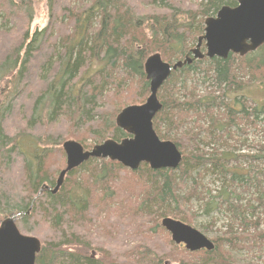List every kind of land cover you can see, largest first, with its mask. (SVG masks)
<instances>
[{"label":"trees","instance_id":"obj_1","mask_svg":"<svg viewBox=\"0 0 264 264\" xmlns=\"http://www.w3.org/2000/svg\"><path fill=\"white\" fill-rule=\"evenodd\" d=\"M46 1L48 23L38 31L31 30L33 0H0V222L13 217L20 233L39 240L35 264H239L232 251L244 248L241 241L264 242V232L257 231V213L264 215V172L254 178L232 165L259 159L263 168H255L264 171L263 145L258 155L236 154L245 143L241 133L255 130L264 114L249 88L252 79L264 81V44L242 57L194 59L163 82L152 124L161 140L181 152L177 168L152 170L143 163L132 171L90 158L52 193L63 169L54 164L55 152L64 153L62 135L72 132L67 138L81 140L86 134L96 140L93 146L128 137L115 117L148 97L146 58L159 53L169 64L183 60L203 34L204 20L237 0H200L189 8L186 0ZM194 76L208 83L202 93ZM205 174L221 181L217 196L203 185ZM236 186L254 191L243 203L234 202ZM117 193L126 195L121 204H129V211L111 225L110 209L99 208L95 225L93 197L107 201ZM195 200L206 212L223 206L230 214L226 229L211 239V251L176 245L160 225L164 217L191 224ZM107 221L109 235L131 237L133 246L121 257L100 250L95 258L86 234L102 235ZM131 223L137 227L133 235Z\"/></svg>","mask_w":264,"mask_h":264},{"label":"water","instance_id":"obj_2","mask_svg":"<svg viewBox=\"0 0 264 264\" xmlns=\"http://www.w3.org/2000/svg\"><path fill=\"white\" fill-rule=\"evenodd\" d=\"M204 45L205 52L201 51ZM264 44V0H237L234 7L223 6L215 16L204 20V32L194 48L183 60L169 64L159 53L146 58L143 69L149 84V95L140 105L124 107L115 117V125L128 137L115 141L104 140L90 150L75 140L62 143L65 167L59 172L52 193H56L65 175L90 158L108 159L132 171L141 164L152 170L175 169L182 154L169 140H161L153 129L152 120L161 109L157 93L171 72L190 64L194 59H226L229 54L244 56ZM161 226L176 245L182 244L190 252L211 251L214 243L195 228L171 217H164ZM40 242L36 237L18 230L14 218L0 222V264H35Z\"/></svg>","mask_w":264,"mask_h":264},{"label":"rangeland","instance_id":"obj_3","mask_svg":"<svg viewBox=\"0 0 264 264\" xmlns=\"http://www.w3.org/2000/svg\"><path fill=\"white\" fill-rule=\"evenodd\" d=\"M200 2V0H186L185 2V7L189 8V7H193V6H197V4ZM33 18H32V22H31V30H41L43 29L47 23H48V19H49V11H48V5H47V1L46 0H33ZM204 26V24H203ZM0 27H4L1 22H0ZM198 39V38H197ZM196 45V44H195ZM195 47V46H194ZM191 47V48H194ZM201 51L204 52V49L201 48ZM94 70V69H93ZM198 74L200 75L201 73L198 72ZM197 76H194V79H196ZM200 80V79H199ZM199 80H195L196 81V85H197V91L199 93H202L204 91V87L208 85L207 82H204L201 84V82ZM244 80H248L247 77H245ZM206 81V80H205ZM251 87H249L251 90V95H252V99L258 103L259 106H263L264 105V81H260L257 79H252L251 81ZM3 82H1L0 84V90L2 91L3 89ZM127 96L131 99H135L136 98V93L133 94V92H130L127 94ZM127 101V100H126ZM257 128L254 129H250V130H246V132L241 133L243 140H245V143L242 147H240L241 150H239L238 152L236 151V154H241V155H258L259 151H260V145L264 146V114H261L258 116V121H257ZM72 132H68L63 134V142L66 140H75L74 138H67L69 135H71ZM240 134V133H239ZM84 137H81V140H75V141H82L84 142V144H86V146L88 147V149L92 148L91 146H93V144H95L96 140L92 139L93 137H90L86 134H83ZM104 139V138H103ZM104 141V140H103ZM246 145H251V146H246ZM56 157H54V164H56V166L60 167V168H64L65 167V163L66 162V158H65V154L63 153V156L61 157V155L59 154V152H55ZM237 164L239 165H235V163H232V165H234L237 171L239 172H243V173H247L249 171H251L250 174H252L254 176V178H260L262 179V177L260 176L264 171L263 170H259L257 168H255L256 166H259L260 168H263L261 165V161L258 159L256 160H251V159H247V158H241L239 159V161L237 162ZM127 169V168H125ZM129 170V169H128ZM254 181V180H253ZM203 185H205L206 187L210 188L212 191V195L217 196L218 192L221 191V181H217V178H214V176L210 175V174H205L202 180ZM255 183V182H254ZM115 190V189H113ZM110 191V190H109ZM250 193H246V192H242V188L239 186L235 187V192L237 193L236 197H234V202H240L243 203V198H250L249 194H251V192L254 191V187H250L249 188ZM133 194V193H132ZM223 194V193H222ZM135 196L136 194H134L131 198V202L130 204H132V206L135 203ZM122 196H120V193H117L116 198H114L113 200H107V201H100L99 198H97V196L93 197V200H91V205L93 208V214L92 216L94 217L95 220V225L98 226L99 220L97 218L96 221V216L98 215L97 213L100 212L99 208H103L102 210L105 209H110V211L107 213V216L109 215L111 219V225L113 224L112 222H114V217L119 214L121 211L127 213V211H129V209L131 208H127L129 204H121L124 203L125 201H121V199L125 198L126 195L121 198ZM134 197V200H133ZM125 200V199H124ZM217 201V200H216ZM220 202V200H218ZM107 204V205H105ZM110 204V205H109ZM122 205V206H121ZM124 206V207H123ZM131 206V205H130ZM122 208V210H121ZM203 206L201 204V202H198L195 200V202H193L192 205V210L195 213L193 221L190 225L191 227L195 228L196 230H198L200 233H202L203 235H205L207 238L214 239V237L219 236L221 232H223L226 229V224L228 223V218L227 215H230L226 212H224L223 206L217 207L214 210H211L209 212H206L205 209L203 210ZM116 214V215H115ZM257 215L260 216V218L262 219L257 226V231H262L264 232V215L257 213ZM161 221V219L159 220ZM180 221V220H179ZM212 221H214V223H212ZM182 222V221H181ZM184 223V222H183ZM110 222L107 221L105 223V226L109 225ZM111 225H109L106 228V231L102 233V235H100L98 232H96L95 230L90 231L87 235V239L90 240V242H94L93 245L94 248L91 251L93 257L96 258V256L100 255V250L102 251H110V250H114V253H116L119 257L123 256L124 253L129 252L130 248L133 246V240H131V237H124V239L117 240L114 239V237L112 235H109L108 232H111L110 234H113V230L109 229V227H111ZM132 223L130 225L129 228V232H131V234L133 235L134 231H133V225L132 227ZM136 227V226H135ZM248 231L250 233H253V229L251 226H248ZM108 234H107V233ZM115 236V234H114ZM169 238H170V234H169ZM171 240V239H170ZM246 241H241L244 242V248H238L232 251L233 256L236 258V260L238 261L239 264H264V242L263 243H255L252 244L253 240L252 239H248ZM183 246V245H182ZM184 247V246H183ZM129 248V249H128ZM185 249V248H184ZM122 254V255H121ZM164 261H166V264H174L171 260L169 259H165Z\"/></svg>","mask_w":264,"mask_h":264},{"label":"bare ground","instance_id":"obj_4","mask_svg":"<svg viewBox=\"0 0 264 264\" xmlns=\"http://www.w3.org/2000/svg\"><path fill=\"white\" fill-rule=\"evenodd\" d=\"M76 7V6H75ZM2 17V16H1ZM87 18V17H86ZM90 21V20H89ZM194 64V63H193ZM257 75V74H256ZM243 80V79H242ZM11 101V100H10ZM251 125V124H250ZM254 125V124H253ZM255 127V126H254ZM39 140V139H38ZM44 141V140H43ZM48 141V140H47ZM39 144V143H38ZM49 145V144H48ZM44 146V145H43ZM46 146H47V144H46ZM92 147V146H91ZM185 150V149H184ZM97 160V159H96ZM102 162H104V161H102ZM65 163V162H64ZM104 163H106V162H104ZM103 165V164H102ZM93 168V167H92ZM86 171H87V169H86ZM87 176V175H86ZM102 181V180H101ZM103 182V181H102ZM103 184V183H102ZM129 193V192H128ZM213 201V200H212ZM107 205V204H106ZM122 206V205H121ZM225 208V207H224ZM122 210V209H121ZM204 210V209H203ZM192 212V211H191ZM120 214V213H119ZM116 215V214H115ZM118 216V215H117ZM15 217V216H14ZM190 217V216H189ZM16 220V219H15ZM16 222V221H15ZM137 228V227H136ZM163 228V227H162ZM129 234V233H128ZM137 234V233H136ZM143 235H144V233H143ZM153 235V234H152ZM242 248V247H241ZM143 251V250H142ZM178 254V253H177ZM196 262V261H195ZM263 264V263H262Z\"/></svg>","mask_w":264,"mask_h":264}]
</instances>
